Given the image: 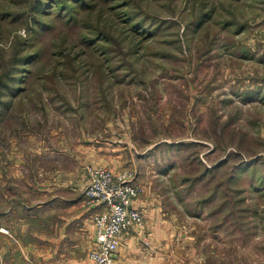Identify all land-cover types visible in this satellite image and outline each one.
I'll return each mask as SVG.
<instances>
[{"label": "rangeland", "instance_id": "374dc122", "mask_svg": "<svg viewBox=\"0 0 264 264\" xmlns=\"http://www.w3.org/2000/svg\"><path fill=\"white\" fill-rule=\"evenodd\" d=\"M99 167L177 255L264 264V0H0V212Z\"/></svg>", "mask_w": 264, "mask_h": 264}, {"label": "crops", "instance_id": "0c3cea01", "mask_svg": "<svg viewBox=\"0 0 264 264\" xmlns=\"http://www.w3.org/2000/svg\"><path fill=\"white\" fill-rule=\"evenodd\" d=\"M85 184L86 177L72 178L61 185L65 194L60 192L49 198L44 194L32 205L22 199L17 206L11 205L1 211L0 215H5L6 220L0 219V232H3L1 228L7 229L4 232L6 238L0 241L1 263L90 264L88 253L95 243L92 218L103 210V206L87 201L82 191ZM134 205L142 210L144 221L119 237L113 264H206L201 251L200 260L176 254L184 246H190V242L186 241L185 235L175 239L174 226L151 192L144 189L134 200ZM32 218H35L33 224L38 222L36 230L29 226ZM28 232L31 234L26 236ZM143 232L149 234V247L140 242ZM11 253L16 254V259L9 255Z\"/></svg>", "mask_w": 264, "mask_h": 264}, {"label": "built area", "instance_id": "2783aa9c", "mask_svg": "<svg viewBox=\"0 0 264 264\" xmlns=\"http://www.w3.org/2000/svg\"><path fill=\"white\" fill-rule=\"evenodd\" d=\"M87 186L83 196L90 203L103 205V210L94 214L95 247L88 253L90 264H113L119 237L133 226L143 223V213L134 205L137 186L131 183L124 173L123 178L112 177L105 168L89 171ZM140 242L144 247L150 246L149 234L143 232Z\"/></svg>", "mask_w": 264, "mask_h": 264}, {"label": "trees", "instance_id": "16d2710c", "mask_svg": "<svg viewBox=\"0 0 264 264\" xmlns=\"http://www.w3.org/2000/svg\"><path fill=\"white\" fill-rule=\"evenodd\" d=\"M3 82V81H2Z\"/></svg>", "mask_w": 264, "mask_h": 264}]
</instances>
